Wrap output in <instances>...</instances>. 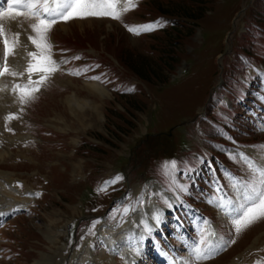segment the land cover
<instances>
[{
  "label": "rangeland",
  "instance_id": "1",
  "mask_svg": "<svg viewBox=\"0 0 264 264\" xmlns=\"http://www.w3.org/2000/svg\"><path fill=\"white\" fill-rule=\"evenodd\" d=\"M204 1L205 15L201 20L172 15L175 29H183L188 34L179 36L177 41L175 68L163 67L166 80H158L152 73L150 79L140 77L124 61L129 54L134 59L148 58L155 64L162 55L157 45L162 46L167 32H157L154 39L133 37L123 25L129 17L141 20L139 15L161 16L163 12L157 10L156 3L166 6L172 0H158L143 5L136 12L130 7L122 20L100 15L70 19L63 24L64 34L59 41L65 43L66 48L85 46L88 55L99 56L106 64L104 67V63L99 62L105 74L97 78L113 93L70 72L68 67L71 66L65 63L55 71L46 72V79L35 84V93L40 96L29 104L19 106L15 101L5 104L4 100L11 101L16 93L12 91L7 95L6 87L1 86L0 94L7 97L0 100V209L7 205L6 209L20 206L22 199L29 203L26 214L12 220L0 233V264H112L111 251L104 256L103 249L96 250L94 258L89 250L92 246L102 247L101 239H105V234L108 241L103 244L109 242V247L113 243L118 245L121 240L117 236L120 225L116 226L119 221L115 212L108 216L110 221L103 220L97 227H93V222L98 221L105 210L109 211V207H114L111 198L115 199L123 189L127 181L124 174L130 180L129 202L138 205L141 200L148 203L153 196L145 188L147 184L139 185L142 180H155L166 190H173L182 176L192 168H200V160L192 156L186 142L191 138L188 136L191 125L184 122L193 119V127L200 130L204 139L216 141L212 117L218 106L210 109V121H204V125L201 118L197 119L198 108L211 98L212 85L219 78V75L213 78V73L220 70L222 63H231L234 54L229 51L235 41L241 48L246 44V33H243L246 20L241 17V9L250 5L249 17L256 21L261 15L264 20L263 0ZM31 21L25 15L12 14L3 24L6 27L19 22L28 27ZM6 35L11 42L13 34L6 32ZM194 48L197 51L191 57L188 54ZM4 51L3 37H0V66L4 62ZM20 52L17 51L7 65L9 82L31 73L27 71L29 63ZM73 64L82 74L96 75L93 64L98 63L93 58ZM106 75L109 76L105 78ZM34 77L35 73L30 75L31 79ZM110 77L117 86L108 82ZM126 98L135 100L142 109H135ZM16 108L23 112V118L4 117L7 111ZM99 135L102 137L98 138ZM188 141L192 148L191 140ZM173 149L174 157H153L171 156ZM179 156L188 158L179 161ZM172 160L177 162L176 170L166 176L162 165ZM116 169L118 173L107 179ZM117 175L122 179L106 183ZM185 180L183 186L189 192L193 180ZM200 182L204 186L201 179ZM125 208L122 205L121 211ZM110 224L114 225L116 234H108V229L113 227ZM262 234L259 245L264 244V222L247 230L228 254L212 264H227L232 256ZM95 237L98 241L93 245ZM257 241L258 238L253 243Z\"/></svg>",
  "mask_w": 264,
  "mask_h": 264
},
{
  "label": "snow or ice",
  "instance_id": "2",
  "mask_svg": "<svg viewBox=\"0 0 264 264\" xmlns=\"http://www.w3.org/2000/svg\"><path fill=\"white\" fill-rule=\"evenodd\" d=\"M8 5V12H16L17 15L23 16L25 12L30 17H35L36 21L30 24L31 29L36 33V36H29L28 39L36 45L37 48L43 50L51 49L52 45L48 42L47 33L51 30L59 20L67 21L73 18H85L87 16H111L114 19H120L121 11L117 9L116 5L119 4V0H6ZM103 5V11H97V6ZM132 0H127V6L122 11H127L129 7H133ZM7 15V12L0 11V18ZM155 24L149 25H136L129 26L130 31L151 30L155 27ZM20 33L13 34V40L10 42L6 35L5 25L0 23V37H3V43L5 46L4 62L0 66V75L8 73L7 57L14 54V49L18 43ZM29 56L36 57L37 53L30 52ZM79 59V57H74ZM41 60H50V56H41ZM53 65L55 61H51ZM39 69V66H34L31 63L27 71ZM56 67H49L45 69L46 72L55 71ZM16 75L17 73H12ZM23 74V73H19ZM96 78V77H93ZM46 79V76L41 77V81ZM38 90V89H37ZM8 118H12L11 116ZM264 150V145L258 146ZM239 156V160L242 161L248 168L250 175L248 177H238L228 172L226 175L230 181V186L235 190L236 198L233 200L229 198L227 201L221 203V207L224 204H237L238 207L235 211L228 214L232 218V224L236 234L249 227L257 220L264 219V164L258 163L254 158L246 155L245 153H237L232 156V159H236ZM177 162L175 160L165 161L162 165L164 175L169 176L176 170ZM122 179L119 175L106 183H115ZM180 190L186 191V187L183 185H177ZM220 189H218L219 191ZM167 203V199H165ZM124 212H128V208L124 209ZM3 215V213H0ZM158 219V217H156ZM98 221L93 222V227ZM145 227L147 228V223ZM205 223H208L205 221ZM216 233L214 231H208L207 236L204 235V230H201L200 239L194 240L188 247L191 250V255L188 258L178 257L180 264H193V259H210L212 256L220 250L222 247L218 242H214L210 237H214ZM220 240L223 237L219 238ZM227 243H235V239L227 241ZM256 264H264L262 261H257Z\"/></svg>",
  "mask_w": 264,
  "mask_h": 264
},
{
  "label": "trees",
  "instance_id": "3",
  "mask_svg": "<svg viewBox=\"0 0 264 264\" xmlns=\"http://www.w3.org/2000/svg\"><path fill=\"white\" fill-rule=\"evenodd\" d=\"M204 4V0H180V2H172L166 6H160L158 3H156V6L159 11L165 14L198 20L205 14L203 6ZM187 34L188 32H184L183 29H173L168 31L166 36H164L165 39L163 40L162 46H159L160 43L158 45V50L162 53V55L155 64H153V62H151V60L148 58L140 57L134 59V56L126 54L127 57L124 59L125 65L128 68H131L140 77L150 79L152 77L150 73H152L158 80H166V74L163 73L165 72L163 67L167 70H173L175 68L176 64L178 63L176 50L179 48V44L177 41L180 40L179 36L181 37ZM127 99L128 98H126V100ZM128 100L131 106L135 107V109H142L135 100ZM112 114L114 115L115 113L112 112ZM120 118L123 120L122 115H120ZM99 137L102 136L99 135L98 138Z\"/></svg>",
  "mask_w": 264,
  "mask_h": 264
},
{
  "label": "bare ground",
  "instance_id": "4",
  "mask_svg": "<svg viewBox=\"0 0 264 264\" xmlns=\"http://www.w3.org/2000/svg\"><path fill=\"white\" fill-rule=\"evenodd\" d=\"M96 89H99L100 91L102 90V89H100V88H96ZM98 93V92H97ZM100 93H102V92H100ZM104 93V92H103ZM95 94V93H94ZM99 94V93H98ZM101 95V94H100ZM100 95H98V96H100ZM102 96V95H101ZM101 96H100V98H101ZM103 98V97H102ZM24 138V137H23ZM10 181V180H9ZM12 207L13 206H10L8 209H5L3 212H5V211H7V210H9V209H12ZM254 242V241H253ZM254 244V243H253ZM74 263V262H73ZM72 263V264H73ZM76 263V262H75ZM77 263H78V261H77ZM80 263V262H79ZM232 263V262H231ZM235 262L233 261V264H234Z\"/></svg>",
  "mask_w": 264,
  "mask_h": 264
}]
</instances>
